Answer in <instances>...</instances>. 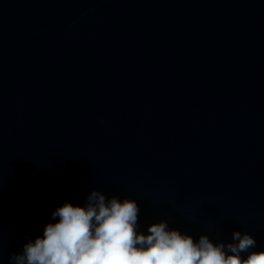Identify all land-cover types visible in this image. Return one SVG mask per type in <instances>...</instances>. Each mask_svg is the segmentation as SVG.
Masks as SVG:
<instances>
[{"label":"water","instance_id":"obj_1","mask_svg":"<svg viewBox=\"0 0 264 264\" xmlns=\"http://www.w3.org/2000/svg\"><path fill=\"white\" fill-rule=\"evenodd\" d=\"M92 188L264 248V0H0V264Z\"/></svg>","mask_w":264,"mask_h":264},{"label":"clouds","instance_id":"obj_2","mask_svg":"<svg viewBox=\"0 0 264 264\" xmlns=\"http://www.w3.org/2000/svg\"><path fill=\"white\" fill-rule=\"evenodd\" d=\"M139 212L134 198L92 188L83 203L56 206L41 234L26 238L8 264H264V248L247 231L214 241L163 217L142 229Z\"/></svg>","mask_w":264,"mask_h":264}]
</instances>
